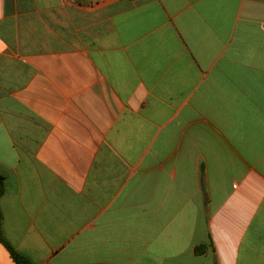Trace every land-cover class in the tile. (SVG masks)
<instances>
[{
	"label": "crops",
	"instance_id": "obj_1",
	"mask_svg": "<svg viewBox=\"0 0 264 264\" xmlns=\"http://www.w3.org/2000/svg\"><path fill=\"white\" fill-rule=\"evenodd\" d=\"M0 174L32 264H264V0H0Z\"/></svg>",
	"mask_w": 264,
	"mask_h": 264
},
{
	"label": "trees",
	"instance_id": "obj_2",
	"mask_svg": "<svg viewBox=\"0 0 264 264\" xmlns=\"http://www.w3.org/2000/svg\"><path fill=\"white\" fill-rule=\"evenodd\" d=\"M4 176L0 174V198L3 196L5 192L4 186ZM0 242L1 244L7 249L9 254L11 255L12 259L16 264H32L28 257L22 255L18 251H16L13 246L6 240L3 234V214L0 208ZM205 250V247H198L196 248V253L201 254Z\"/></svg>",
	"mask_w": 264,
	"mask_h": 264
}]
</instances>
